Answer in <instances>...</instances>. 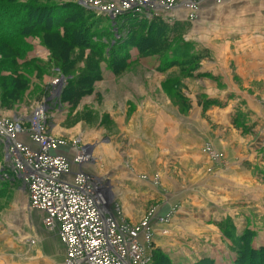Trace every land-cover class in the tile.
<instances>
[{"label": "rangeland", "instance_id": "obj_1", "mask_svg": "<svg viewBox=\"0 0 264 264\" xmlns=\"http://www.w3.org/2000/svg\"><path fill=\"white\" fill-rule=\"evenodd\" d=\"M50 1L63 16L75 11L68 3L87 8ZM124 1L86 10L110 19L98 11ZM146 1L148 11L127 13L179 26L172 38L191 45L186 62L170 67L149 43L124 62L104 58L111 36L92 30L100 53L87 42L73 47L62 32L31 33L0 47V123L35 124L43 140L64 143L58 155L68 158L77 140L88 147L93 162L83 170L111 192L115 222L148 220L144 264H168L163 255L169 264H249L250 252L258 254L252 264H264V0ZM96 28L110 32L102 19ZM2 142L0 176L14 178ZM42 219L19 180L0 179V264L48 262Z\"/></svg>", "mask_w": 264, "mask_h": 264}, {"label": "built area", "instance_id": "obj_2", "mask_svg": "<svg viewBox=\"0 0 264 264\" xmlns=\"http://www.w3.org/2000/svg\"><path fill=\"white\" fill-rule=\"evenodd\" d=\"M77 2L89 10L97 8L99 0ZM193 3L196 4L194 0ZM149 5L146 0L136 4L125 0L117 9L105 5L98 13L107 12L113 21L136 6L148 11ZM42 117L39 112L36 121L43 122ZM33 128L26 130L16 121L0 123L4 164L14 175L9 178L3 174L0 179L22 183L29 209L43 216L44 230L58 236L65 252L63 264H144L139 238L148 220L136 227L124 221L116 223L111 192L100 186L91 172L83 170L93 162L87 154L88 147L78 148L77 140L70 147L67 144L74 158L58 155L56 151L64 143L43 140L35 124Z\"/></svg>", "mask_w": 264, "mask_h": 264}, {"label": "trees", "instance_id": "obj_3", "mask_svg": "<svg viewBox=\"0 0 264 264\" xmlns=\"http://www.w3.org/2000/svg\"><path fill=\"white\" fill-rule=\"evenodd\" d=\"M24 1L25 2H16L15 0H10L9 2L11 3L0 1V47L14 46L26 35L42 31L52 34L62 32L63 39H66L73 47L86 44V42L88 43L87 45L91 46V41H89L90 37H87V31L92 30L95 36L98 37L104 34L107 35V38L111 36V49L104 53V58L108 57V55L110 58L118 55V59L124 62L129 58V50L131 48L141 52L142 48H144L143 44L145 43L146 45L149 43L148 48L151 50L154 48L164 50L160 58H164L166 62L163 61V63L167 65L168 60L170 67L176 64L181 65V63L186 62V60L191 57L189 55L192 49L191 45L179 42V37L172 38L174 35L178 36L181 34V30L178 31L179 26H174L172 28L167 27L161 19L156 17L149 20L139 19L135 14L126 12L111 21L106 16L96 15L91 11L80 8L74 3H68V6L74 7L75 11L63 16L65 10L59 9L63 7L62 4L58 3L59 5H56L58 8H56L53 6L55 3H51L50 0ZM43 12L46 14L41 17ZM54 18L55 20H53L51 24ZM101 19L109 23L110 32L99 31L96 28V25L101 23ZM113 30H115L116 33ZM174 31L177 33L172 34ZM114 35L118 36L119 39L114 37ZM78 39L82 41L80 44L77 43ZM91 47H94L97 53H100L101 46H97V44L94 43ZM167 54L171 57L165 59ZM86 170H88V168ZM238 249L242 250L243 247L239 246ZM243 252L246 253V250ZM252 253L250 252L248 256L254 255L255 257L252 259L254 260L258 257V254L256 255L255 252ZM158 258L161 262L166 260L169 264L170 259H168V257L166 258V256L163 255L158 256ZM252 260L250 259L249 264H252ZM237 261L242 263V258L238 257ZM197 264H212V262L209 258L202 257Z\"/></svg>", "mask_w": 264, "mask_h": 264}, {"label": "crops", "instance_id": "obj_4", "mask_svg": "<svg viewBox=\"0 0 264 264\" xmlns=\"http://www.w3.org/2000/svg\"><path fill=\"white\" fill-rule=\"evenodd\" d=\"M45 234V238L41 242V248L43 249V253L47 255L49 259L48 262H45L44 264H63L65 252L58 236L47 231ZM206 256H209V254Z\"/></svg>", "mask_w": 264, "mask_h": 264}, {"label": "bare ground", "instance_id": "obj_5", "mask_svg": "<svg viewBox=\"0 0 264 264\" xmlns=\"http://www.w3.org/2000/svg\"><path fill=\"white\" fill-rule=\"evenodd\" d=\"M186 3H190V4H192V2H190V1H188V0H186ZM180 7V6H179ZM57 153H58V151H56ZM88 154V156H89V153H87ZM90 157V156H89ZM91 158V157H90ZM112 205H115L114 203H113V196H112V194H111V207H112ZM116 206V205H115ZM117 208V207H116Z\"/></svg>", "mask_w": 264, "mask_h": 264}]
</instances>
